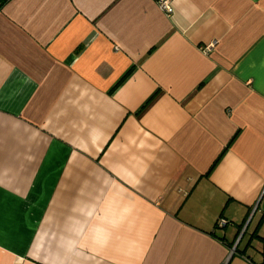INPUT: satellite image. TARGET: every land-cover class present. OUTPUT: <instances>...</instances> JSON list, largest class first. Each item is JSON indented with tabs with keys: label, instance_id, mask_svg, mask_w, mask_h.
Segmentation results:
<instances>
[{
	"label": "crops",
	"instance_id": "crops-1",
	"mask_svg": "<svg viewBox=\"0 0 264 264\" xmlns=\"http://www.w3.org/2000/svg\"><path fill=\"white\" fill-rule=\"evenodd\" d=\"M169 1L0 0V264H264V0Z\"/></svg>",
	"mask_w": 264,
	"mask_h": 264
},
{
	"label": "built area",
	"instance_id": "built-area-1",
	"mask_svg": "<svg viewBox=\"0 0 264 264\" xmlns=\"http://www.w3.org/2000/svg\"><path fill=\"white\" fill-rule=\"evenodd\" d=\"M159 8H161L165 13L172 14L174 12V8L171 6V2L169 0H156ZM211 47H207V51H210ZM228 225L225 219L218 221V227L224 228V226ZM235 253V250L232 251L231 255Z\"/></svg>",
	"mask_w": 264,
	"mask_h": 264
},
{
	"label": "trees",
	"instance_id": "trees-1",
	"mask_svg": "<svg viewBox=\"0 0 264 264\" xmlns=\"http://www.w3.org/2000/svg\"><path fill=\"white\" fill-rule=\"evenodd\" d=\"M8 0H2V3H5V2H7ZM128 75H130V72L127 74V75H125L121 80H120V82L121 81H123L126 77H128ZM120 82H119V84H120ZM118 84V85H119ZM218 162V161H217ZM217 162H216V164H217ZM228 223V222H227ZM229 224V223H228ZM217 227H218V224H217Z\"/></svg>",
	"mask_w": 264,
	"mask_h": 264
}]
</instances>
